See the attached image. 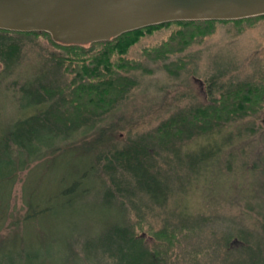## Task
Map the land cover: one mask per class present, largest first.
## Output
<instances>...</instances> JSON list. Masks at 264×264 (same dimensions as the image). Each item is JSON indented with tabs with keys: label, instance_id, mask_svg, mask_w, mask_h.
I'll return each mask as SVG.
<instances>
[{
	"label": "trees",
	"instance_id": "16d2710c",
	"mask_svg": "<svg viewBox=\"0 0 264 264\" xmlns=\"http://www.w3.org/2000/svg\"><path fill=\"white\" fill-rule=\"evenodd\" d=\"M262 16L166 20L86 43L61 42L45 30L0 27V97L10 107L8 119L0 117V228L11 214V190L23 170V222L61 215L74 224L61 258L58 252L22 249L18 258L39 264L46 258H60L61 264H206L202 257L209 245L198 234L208 216L191 203L193 170L216 140L236 156L235 140L255 132L264 79H234L223 71L197 77L204 101L125 137L123 128L134 119L104 121L139 85L137 72H152L129 56L141 38L168 31L143 55L176 77L191 61L190 47L215 23ZM245 117L253 118L245 130L224 132ZM66 153L78 157L65 169L58 160ZM46 163L37 173H53L48 189L28 186L29 176ZM248 209L256 214L254 230L226 229V247L236 235L246 244L232 249L224 264H264V206ZM8 257L0 245V264Z\"/></svg>",
	"mask_w": 264,
	"mask_h": 264
},
{
	"label": "rangeland",
	"instance_id": "374dc122",
	"mask_svg": "<svg viewBox=\"0 0 264 264\" xmlns=\"http://www.w3.org/2000/svg\"><path fill=\"white\" fill-rule=\"evenodd\" d=\"M167 32L163 30L145 36L131 48L129 56L147 65L152 72L149 74L137 72L139 85L132 91L128 100L104 121L110 124L119 118L134 119L132 126L123 128L121 137H125L124 133L127 135L128 131L134 134L136 131L151 128L180 107L204 101L205 93L199 77L223 71L224 77L232 75L234 79L251 78L258 82L264 79L263 16L241 22L215 23L210 33L200 37L190 47L188 52L191 51L193 54L191 61L176 77L169 75L160 61H150L143 55L146 47L157 45L167 36ZM0 99V117L7 120L9 117L7 112L10 110L8 101L1 97ZM255 119V132L235 140L233 149L237 152L236 156H228L227 150L230 145L224 144L222 140H216L214 146L204 149L203 159L193 170L190 182L193 189L191 203L194 210L208 216L205 226L198 234V239L209 245L202 257L206 264H224L232 249L243 247L246 244L245 240L236 235L232 236L228 245L230 248L228 246L227 248L223 242V234L227 228L254 230L256 214L248 207L264 206V107ZM251 120L252 117H245L231 123L224 132L245 130ZM206 140L197 139L196 142ZM193 143L191 140L188 145L193 147L197 144ZM76 157L78 154L71 156L66 153L59 158L58 163L65 164L66 169L69 162ZM42 162L43 160L36 161L31 166ZM47 165L48 163L35 169L28 178V186L34 188L37 186L36 190L40 191L48 189L53 173L49 171L44 176L37 173L44 170ZM27 172L23 170L17 176L10 194L11 214L0 228V245H5V251L9 256L3 261L4 264L40 263L36 260L30 263L27 258L19 259L16 251L20 252V249L31 253L37 251L43 253L42 250L45 253L58 252L61 258L63 241L69 238L73 229V221L64 220L61 215L23 222L22 218L26 212L23 184ZM76 206L88 205L78 203ZM160 216L161 219L164 218L163 213ZM157 225L160 227V220ZM149 240L151 242L153 238L150 237ZM60 258L57 261L46 258L45 264H61Z\"/></svg>",
	"mask_w": 264,
	"mask_h": 264
},
{
	"label": "water",
	"instance_id": "95a60500",
	"mask_svg": "<svg viewBox=\"0 0 264 264\" xmlns=\"http://www.w3.org/2000/svg\"><path fill=\"white\" fill-rule=\"evenodd\" d=\"M264 13V0H0V27L45 30L86 43L174 19L238 18Z\"/></svg>",
	"mask_w": 264,
	"mask_h": 264
}]
</instances>
